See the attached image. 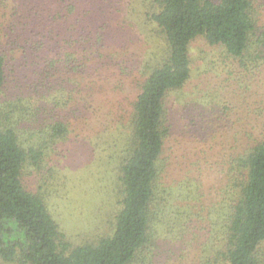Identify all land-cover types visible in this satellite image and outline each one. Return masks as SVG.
Returning a JSON list of instances; mask_svg holds the SVG:
<instances>
[{
    "label": "trees",
    "instance_id": "obj_1",
    "mask_svg": "<svg viewBox=\"0 0 264 264\" xmlns=\"http://www.w3.org/2000/svg\"><path fill=\"white\" fill-rule=\"evenodd\" d=\"M7 1L0 0V7L6 8ZM112 1L52 0L47 14L37 13L35 23L13 40L17 49L11 50L19 53L22 67L41 71L36 84L22 88L18 83L0 103V264H160L163 257L184 260L187 252L193 253V264H264L262 117L254 121L261 125L253 128L258 133L244 132L249 142L230 156L220 208L208 213L206 229L201 227L202 213L189 210V204L183 210L175 204L196 179L184 174L183 181L173 179L172 167L180 165L172 164L170 156L164 158L166 140L175 130L168 98L182 92L191 79L189 47L196 38L222 48L243 75L256 79L263 74L264 0L150 1L147 15L162 32L166 51L128 102L124 147L117 146V139L113 147L108 142L103 147L107 153L109 148L119 153L114 161L120 200L111 234L70 246L43 196L27 188V166H39L49 148L69 134L70 124L63 118L40 124L47 107L79 116L80 106L87 110L86 98L96 96L116 114L121 111L111 99L121 88V60L108 49L113 40L120 43L111 31L124 29L113 19L124 17L119 1ZM6 62L0 49V93L8 84ZM90 64L99 79L83 89L80 80L92 76L87 73ZM36 123L42 129L40 138L31 131ZM198 134L197 129L192 133L197 143Z\"/></svg>",
    "mask_w": 264,
    "mask_h": 264
},
{
    "label": "rangeland",
    "instance_id": "obj_2",
    "mask_svg": "<svg viewBox=\"0 0 264 264\" xmlns=\"http://www.w3.org/2000/svg\"><path fill=\"white\" fill-rule=\"evenodd\" d=\"M51 1L8 0L6 8L0 7V49L6 54L9 74L8 84L0 93V103L7 100L2 97L12 92L18 83L23 88L40 79L41 70L35 72L39 69L30 65L22 67L19 53L11 49H17L13 40L21 35V30L35 23L37 13L47 14ZM118 1L120 15L124 18L112 15L115 17L113 22L124 29L111 31L120 43L113 40L108 53L121 60V88H117V94L111 97L116 108L120 107V113L116 114L115 109L107 107L96 96L86 98L87 110L80 106L82 115L78 113L79 116L61 108L47 107V114L40 115V124L47 126L52 119H65L70 124L67 140L51 146L46 152L48 157L39 166L28 165L24 173L27 188L43 196L70 246L96 242L113 231V219L120 200L115 169L118 160L114 161L119 153L112 148L107 153L103 147H107V142L113 147L116 139L119 140L117 146L124 147L121 144L128 133L125 130L129 126L128 102L135 98L150 66L166 51L162 32L147 15L151 0ZM107 8L115 13L114 9ZM224 55L222 48L208 45L203 37L196 38L189 47L191 79L182 92L172 93L168 98L175 130L166 140L164 158L170 156L172 164L179 163L182 169L172 167L173 179L183 181L185 175L196 179L195 184L191 182V187L184 188V198L175 204L181 210L189 204V210L195 208L197 213H202L201 227L204 229L208 225V213L214 215L220 208L230 156L249 142L243 136L244 132L261 127L254 123L255 118L261 116L260 121L264 122V72L258 79L243 75L242 69ZM91 65L87 73L92 76L80 80L83 89L99 79L90 69ZM108 75L109 72L102 76ZM246 85L249 88L244 91ZM57 97L58 93L52 96ZM28 125L31 127V123ZM33 127L31 131L40 138L42 129L38 125ZM196 129L199 130L198 143L194 141L195 136L192 137ZM258 131L253 130V134ZM202 233L207 237V230ZM189 238L192 239L191 234ZM191 254L187 252L184 260L173 257L166 261L163 257L160 264H193Z\"/></svg>",
    "mask_w": 264,
    "mask_h": 264
}]
</instances>
